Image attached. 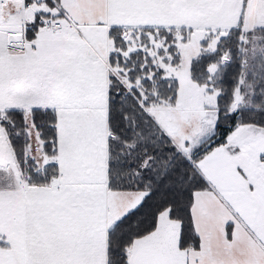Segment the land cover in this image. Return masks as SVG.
Here are the masks:
<instances>
[{
	"label": "snow or ice",
	"instance_id": "6c2138e0",
	"mask_svg": "<svg viewBox=\"0 0 264 264\" xmlns=\"http://www.w3.org/2000/svg\"><path fill=\"white\" fill-rule=\"evenodd\" d=\"M0 264H264V0H0Z\"/></svg>",
	"mask_w": 264,
	"mask_h": 264
}]
</instances>
